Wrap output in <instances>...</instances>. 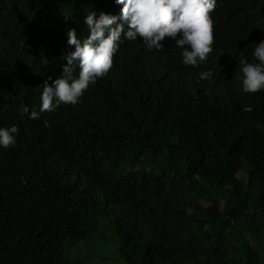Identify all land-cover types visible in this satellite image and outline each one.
Listing matches in <instances>:
<instances>
[{
    "label": "trees",
    "instance_id": "16d2710c",
    "mask_svg": "<svg viewBox=\"0 0 264 264\" xmlns=\"http://www.w3.org/2000/svg\"><path fill=\"white\" fill-rule=\"evenodd\" d=\"M121 7L0 0V127L19 129L0 148V264H71L65 247L98 217L127 264H264V90L243 93L239 70L264 39V0H216L201 67L168 38L125 40L79 103L29 118L73 50L67 30L86 38L87 12Z\"/></svg>",
    "mask_w": 264,
    "mask_h": 264
},
{
    "label": "clouds",
    "instance_id": "9594fccd",
    "mask_svg": "<svg viewBox=\"0 0 264 264\" xmlns=\"http://www.w3.org/2000/svg\"><path fill=\"white\" fill-rule=\"evenodd\" d=\"M122 5L119 16L103 11H89L84 16L88 35L80 39L75 29H68L67 51L62 59V75L51 84L45 80L40 91L39 111L29 118H38L40 113L53 111L57 106L76 105L89 85L105 76L112 67V58L123 41L141 38L145 50L159 51L166 38L181 49L184 66L199 68L212 52L213 36L210 19L216 0H114ZM127 24L128 30L124 31ZM123 32V39L121 34ZM253 62L239 60L242 73V92L246 94L264 90V39L255 44ZM79 69L75 77L73 73ZM210 70L201 71L199 79H210ZM51 79V78H49ZM22 113H29L27 107ZM19 129L16 125L0 127V148L8 149L16 144Z\"/></svg>",
    "mask_w": 264,
    "mask_h": 264
},
{
    "label": "rangeland",
    "instance_id": "374dc122",
    "mask_svg": "<svg viewBox=\"0 0 264 264\" xmlns=\"http://www.w3.org/2000/svg\"><path fill=\"white\" fill-rule=\"evenodd\" d=\"M94 233L87 241L65 247L71 264H127L117 256V239L108 228L107 218H97Z\"/></svg>",
    "mask_w": 264,
    "mask_h": 264
}]
</instances>
